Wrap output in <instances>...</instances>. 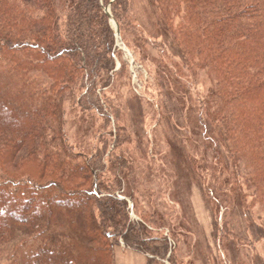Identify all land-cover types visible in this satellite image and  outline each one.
Wrapping results in <instances>:
<instances>
[{"label": "trees", "instance_id": "16d2710c", "mask_svg": "<svg viewBox=\"0 0 264 264\" xmlns=\"http://www.w3.org/2000/svg\"><path fill=\"white\" fill-rule=\"evenodd\" d=\"M116 1L0 0V264H115L116 246L175 264V237L130 217L129 160L112 154L106 181L98 152L61 138L66 88L101 112L117 57L103 5L120 24ZM175 1L185 8L173 26ZM160 2L164 28L211 81V127L252 167L264 202V0Z\"/></svg>", "mask_w": 264, "mask_h": 264}, {"label": "rangeland", "instance_id": "374dc122", "mask_svg": "<svg viewBox=\"0 0 264 264\" xmlns=\"http://www.w3.org/2000/svg\"><path fill=\"white\" fill-rule=\"evenodd\" d=\"M160 1L113 4L121 14L120 24L114 19L120 35L115 38L112 83L99 95L102 113L66 88L61 138L83 155L98 152L104 166L100 179L106 181L116 174L112 154L129 160L127 188L134 193L132 210L128 199L130 217L143 218L155 233L175 237V264H264L258 178L245 158L229 154L211 127L205 113L211 81L191 66L189 58L194 57L183 53L181 42L164 28ZM171 3L179 9L175 26L185 3ZM104 7L112 15V6ZM109 24L115 37V26L111 20ZM31 75L49 80L37 68ZM123 191L124 186L116 193ZM114 255L115 264L144 261L121 246ZM167 257L154 264H171Z\"/></svg>", "mask_w": 264, "mask_h": 264}, {"label": "water", "instance_id": "95a60500", "mask_svg": "<svg viewBox=\"0 0 264 264\" xmlns=\"http://www.w3.org/2000/svg\"><path fill=\"white\" fill-rule=\"evenodd\" d=\"M103 10H104L105 14L107 15V17L109 18V20H111L113 22V24L115 26V38L118 39L119 35H120L119 34V26H118V24L115 22L113 16L111 15V13L109 12V10L106 7H104ZM130 206H131L130 209L132 210L131 202H130Z\"/></svg>", "mask_w": 264, "mask_h": 264}, {"label": "crops", "instance_id": "0c3cea01", "mask_svg": "<svg viewBox=\"0 0 264 264\" xmlns=\"http://www.w3.org/2000/svg\"><path fill=\"white\" fill-rule=\"evenodd\" d=\"M143 256V255H142ZM144 261H143V263L142 264H144L145 263V258L143 259Z\"/></svg>", "mask_w": 264, "mask_h": 264}]
</instances>
